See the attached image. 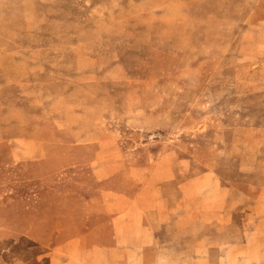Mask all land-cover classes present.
I'll return each mask as SVG.
<instances>
[{"label":"rangeland","instance_id":"obj_1","mask_svg":"<svg viewBox=\"0 0 264 264\" xmlns=\"http://www.w3.org/2000/svg\"><path fill=\"white\" fill-rule=\"evenodd\" d=\"M202 150L227 154L225 187L264 186V0H0V264L193 261L186 245L216 244L250 201L204 236L111 233L139 228L127 198L166 214L169 165L180 182Z\"/></svg>","mask_w":264,"mask_h":264},{"label":"crops","instance_id":"obj_2","mask_svg":"<svg viewBox=\"0 0 264 264\" xmlns=\"http://www.w3.org/2000/svg\"><path fill=\"white\" fill-rule=\"evenodd\" d=\"M205 151L206 154L204 158L199 156V153L204 152V150L198 152L194 151L190 153L184 161H181V164L188 165L184 171L192 174H189L180 182H174L176 178V173L174 172L175 166H173V162L169 165L170 167H168L167 170H169L171 174H174V177H171V182L169 185H166V187L170 186V189L166 192V196L156 205L159 211L165 212L166 210V214H161L160 212L155 218L149 219L146 215L148 214V207L146 204L139 203L137 207L135 198H127L126 203L128 204L129 210L132 208L138 210L140 215L138 222L139 228L134 232H130V230L126 232L123 230L121 233L118 231L112 232L111 238L117 240L123 239L128 244H132L133 240H135L139 244L141 240L149 237V233L146 229L148 226L153 229L152 231L156 236L160 229L165 230L170 225L182 229V231L179 232L181 235H187L189 234V229L199 226L200 230L193 233L195 235L204 236L208 233V228L212 227V222L216 220L217 223L222 226H226L227 223H232V219H223V214L236 213L240 210L244 211V209H242L243 206L250 201L251 208L253 207L254 209L252 213L254 214L250 213L249 216L245 217L247 219L242 220L241 224L233 225V227L220 228L214 237L216 241L214 245H186L187 250H185L184 253L195 255V257L193 261L182 262L181 264H246L245 256H247V254L252 256L253 253L255 256H258V259L264 257V247H257L255 250L250 249V247L252 248V241H256L257 243L261 242L260 244L264 243V215L260 214L264 211V197L259 195L260 191L264 192V186L259 187L258 185L255 186L252 184L250 188L256 191V195H250L249 197H246L247 195L245 194L247 193L241 189L225 187L217 174L218 172L215 170V166H219L220 159L222 157H227V154L219 150ZM247 153L253 155L251 151ZM239 155H241V153H239ZM168 157H171L170 159L172 161L175 159L176 163H180L178 156H175L176 158L171 155ZM238 157L236 156L235 159H238ZM167 165L168 164H164L161 160H157L156 171H162L165 167L167 168ZM196 166L203 167V169H198V172H194V167ZM208 166H211V168ZM251 176L258 177L257 175ZM175 186H177L179 190H176ZM199 192L206 193L212 197H203L202 202H192L191 199L193 200L196 195H199ZM167 206L168 209L164 208ZM181 207L188 209L183 217L177 214L178 208ZM214 207H216V209H214ZM189 210H191L192 213H188ZM215 211L218 212L216 213L218 216L213 214ZM120 217L121 216L111 218L110 221H118L121 219ZM243 221L252 223V225L248 227V225H245L246 223L243 224ZM185 228L187 229L183 230ZM189 237L190 236H186V238ZM90 250L97 251L93 247ZM214 256H217V259H215ZM250 261L253 263L252 258ZM162 263L163 261L159 262L158 260L151 264Z\"/></svg>","mask_w":264,"mask_h":264}]
</instances>
